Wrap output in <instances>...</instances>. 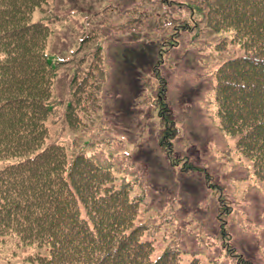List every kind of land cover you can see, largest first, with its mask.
<instances>
[{
    "label": "trees",
    "instance_id": "1",
    "mask_svg": "<svg viewBox=\"0 0 264 264\" xmlns=\"http://www.w3.org/2000/svg\"><path fill=\"white\" fill-rule=\"evenodd\" d=\"M157 1L168 7L173 2ZM59 2L0 0V162H8L0 169V254L5 255L9 245L29 253L21 264H180L181 256L194 254V248L197 253L198 245L186 246L183 238L187 237H169L170 244L162 255L156 254L159 248L150 237L156 233L155 224L164 206H156L155 210L151 209L155 206H148L147 221L145 217L139 220L140 206H145L149 198L148 190L140 200L131 199L130 184L123 179L119 183L112 167L105 172L93 161L94 154L83 150L73 154L74 143L58 137L46 145L50 135L45 122L61 103V98L57 100L54 95L59 92L64 64H73L71 59H77L75 54L80 50L93 48L91 43L103 29L109 38L103 46H96L98 58H102L103 52L110 54L115 50L119 54L111 62L126 67L117 65L110 75L112 89L126 78L134 79L141 72V62L145 66L151 63L147 70L153 73L152 83L157 78L162 87L155 98L163 110L160 117L166 129L161 133L160 146L169 161L174 158L176 122L171 112L165 110L166 87L159 71L164 61L157 60L156 46L153 50L148 41L137 45L135 39L120 40L122 29L132 32L134 38L140 34L131 18L118 25L111 16L115 10L122 16L130 10L105 5L100 21L95 12L83 13L77 19L81 23L73 26L74 38L69 40L63 32ZM187 6L194 25L181 27L179 32L193 30L197 38L198 28L204 25L230 35L232 42L244 51L242 56L221 63L218 69L214 70L217 64H211L216 78L213 89L223 134L237 136L236 153L253 161L258 172L264 171V0H197L194 6ZM59 22L61 28L54 25ZM225 46L228 41L220 49H227ZM87 53L92 64L93 53ZM159 56L163 57V50ZM105 71L99 63L98 72L84 73L80 84L89 89L94 85L103 97ZM79 73L77 68L69 83L72 89ZM155 90L153 86L147 91L148 98H154ZM105 94L110 95V88ZM74 98L77 105L71 101ZM80 98L84 96L77 90L66 104L62 116H67L69 122L79 115L76 110L83 107ZM85 109L81 113L86 112L87 116L93 112L89 106ZM99 134L104 133L95 136ZM228 206L221 205L213 218L206 217L219 223L214 226L207 221L216 230L207 231L208 239L220 237L230 243L228 260H212V264H260L234 244L235 237L227 227L233 210ZM215 245L218 244L212 246ZM9 262L13 263V259ZM191 264L202 263L195 259Z\"/></svg>",
    "mask_w": 264,
    "mask_h": 264
},
{
    "label": "rangeland",
    "instance_id": "2",
    "mask_svg": "<svg viewBox=\"0 0 264 264\" xmlns=\"http://www.w3.org/2000/svg\"><path fill=\"white\" fill-rule=\"evenodd\" d=\"M65 1L66 4L60 0L58 6L63 13L61 20L65 28L63 32L69 40L74 38L73 26L81 23L77 22L81 14L95 12L100 21V13L107 7L105 5L115 7L125 5L130 10L128 14L125 13L126 16H122L118 10H115L111 16L115 17L118 25L126 18H131L132 25H136L140 34L138 35L140 39L138 40L137 36L134 38L132 32L122 29L120 40L131 42L135 39L137 45L148 41L153 49L157 46V49L163 50L165 60L160 75L170 79L171 89H167V92H172L165 101L167 104L165 107L172 114V111H175L173 114L176 122L174 158L169 161L163 154L160 139L161 133L166 130L165 121L161 119L153 99L148 98L147 91L153 86L157 91V83L160 81L155 80V83H152L148 75L145 80V63L141 62V72H138L134 79L126 78L116 85V88L121 90L126 84L124 94L116 96L112 91V83L111 86L109 85L110 75L117 65L121 68L126 67L111 62V58L116 60L118 57L119 53L115 50H111L110 54L103 52L102 58H98L99 50L96 46H103L109 38V35L105 36L103 29L99 30V38L91 43L93 48L80 50L75 54L77 59H71L73 64L70 62L64 64L65 70H62V76L71 83L78 68L79 81L76 80L73 89L69 82L65 84L62 82L59 92L55 93L57 100L61 98V103L45 122L50 135L46 145L58 137L71 141L72 145L74 143L73 154L81 150L87 154H94L93 161L104 167L105 172L108 167H112L115 176L119 178V183L123 179L130 184L131 199L140 200L143 192L148 190L149 198L145 206H140L139 220L145 217L143 219L147 221L149 215L145 210L149 208L148 206H155L151 208L153 210L158 208L156 206H164L155 224L156 233L150 237L151 240L154 239V245L159 248L156 253L158 256L162 255L161 253L170 244L169 237L174 240L187 237V239L183 238L186 246L198 245L199 250L195 253L194 248V254L199 257H195L194 254L181 256L180 264H191L195 259H199L202 264H212V260H228L226 253L227 246H230L229 241L221 240L220 237L209 240L207 231L214 233L216 230L210 228L207 221L219 226L216 219H208L214 217L218 207L229 205L228 209L232 207V212L235 214V217L232 213L227 218V227L235 237L234 244L239 247L240 252H246L255 262L264 264V179L261 178L264 176V171L258 172L257 165L253 161L250 162L242 156L237 157V153L231 149L236 148L238 137L223 135L219 129L220 119L218 108L214 103L213 89L216 78L214 71L211 72L213 63L209 61L218 59V67L222 62L242 56L243 49L232 42L230 35L220 34L208 27L202 28L203 30L198 28L197 38H194L196 35L193 30L178 31L181 27L186 28V25H194L184 10H189L187 5L194 6L197 0H169L173 1L169 7L157 0ZM179 3L184 4L183 10H180L182 5ZM161 14L163 16L160 20ZM127 21L125 20L124 23L126 24ZM61 22L54 25L61 28ZM161 28L166 30L165 33ZM193 29L196 31V28ZM227 40L228 46H225L227 49L219 52L217 49H220ZM216 43L217 49L214 47ZM203 46L205 49H201ZM87 51L89 55L93 53L95 62L92 61V64ZM206 55H208L205 58L208 63L201 60V57ZM99 63L106 70L103 97L99 96V92L97 93L91 83L90 89L80 84L82 81L80 77L84 73L95 75V71L98 72ZM181 64L183 65L179 67ZM150 65L151 63H148L147 67ZM184 70L190 73H185ZM145 83L148 90L143 93ZM109 88L110 95L107 96L105 91ZM77 90L81 96H84L80 98L84 103L83 107L76 110L80 111L79 115L69 122L67 116H62V113L66 112V104ZM112 98L121 99V106L114 107ZM71 101L77 105L75 98ZM208 101L211 102L209 105ZM85 106H89L93 111L90 117L86 112L81 113L86 110ZM90 131L104 134L87 135ZM231 157L232 164H230ZM7 164L8 162H0V169ZM191 165L194 168H190ZM116 177H113V180L117 184ZM110 179L112 180V177ZM170 213L179 219L171 217ZM207 216L210 218H206ZM201 224L203 226H200ZM203 229L205 232L202 233ZM213 244L218 245L212 246ZM207 248L210 250H206ZM6 251L8 249H5L4 253ZM8 258L10 256L4 261ZM0 262V264H10L3 262V259ZM13 264H18V261H14Z\"/></svg>",
    "mask_w": 264,
    "mask_h": 264
}]
</instances>
